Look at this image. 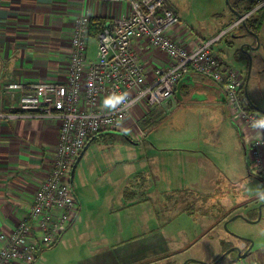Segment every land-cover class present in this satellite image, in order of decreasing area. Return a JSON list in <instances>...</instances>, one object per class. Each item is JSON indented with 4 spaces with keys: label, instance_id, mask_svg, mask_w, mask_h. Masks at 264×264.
<instances>
[{
    "label": "crops",
    "instance_id": "1",
    "mask_svg": "<svg viewBox=\"0 0 264 264\" xmlns=\"http://www.w3.org/2000/svg\"><path fill=\"white\" fill-rule=\"evenodd\" d=\"M250 3L251 0H228V5L221 3L214 8V22L195 26L186 23L172 7L180 23L168 34L185 46L211 37L237 19L232 8L244 11ZM80 12L91 16L88 39H96L102 26L114 18L128 16L130 6L127 2L111 0H0V110H13L18 102L19 90H4L9 82L29 85L66 80L74 19ZM248 18L255 26L257 39L249 33L238 36L245 32L240 22L217 42L224 39L222 52L226 56L219 57L237 73L244 101L248 96L256 105L248 86L252 65L258 67L257 58L264 67V7ZM256 41L257 48L245 47L251 56L250 69L246 72L247 55L238 53L237 46L244 42L253 45ZM131 47L144 67L147 81L153 79L155 68H165L172 62L146 37L133 38ZM180 80L168 107L140 104L133 108L124 124L126 131L120 135L107 133L88 141L74 171L91 154L88 151L94 142L107 146L100 148L101 152L109 151L105 153V164L116 171L112 177L105 173L106 182L99 193L82 178V173V182L75 185L73 193L79 207L57 243L70 244V256L77 257L76 264H146L156 255L179 250L180 246L175 244L181 241L176 236L182 228L176 225L169 228L170 217L163 214L172 210L168 205L172 195H185L181 190L174 193L170 188L228 187L241 183L247 175L264 180V148L261 171L249 164L247 149V143L260 132L246 126L243 133L229 120L222 88L209 77L189 71ZM106 97L101 95L96 107L108 106L110 100L105 102ZM140 116L143 121L157 120L158 124L148 132L129 124L130 119ZM58 128L59 122L53 119H0V249L25 215L39 183L50 172ZM129 130L136 131L137 135H128ZM116 143L123 148L111 147ZM245 196L233 200L227 210L248 201ZM217 214L214 219L204 218L208 222L203 223L202 231H212L219 221ZM160 226L170 234L166 231L165 237L162 236L160 230L156 231ZM153 230L156 232L152 233ZM88 235L95 237L90 239ZM75 247L77 251L73 250ZM248 255L247 251L243 256L231 257L226 264H264V246H259L255 260Z\"/></svg>",
    "mask_w": 264,
    "mask_h": 264
},
{
    "label": "built area",
    "instance_id": "2",
    "mask_svg": "<svg viewBox=\"0 0 264 264\" xmlns=\"http://www.w3.org/2000/svg\"><path fill=\"white\" fill-rule=\"evenodd\" d=\"M111 1L127 2L130 13L101 27L96 35L95 56L91 59L86 54L91 16L86 12L75 16L64 82L4 85V90H19L20 94L15 109L0 110V119H53L59 122V128L50 172L39 183L25 215L0 249V264H28L40 249L58 241L79 207L71 189V174L89 138L98 133L126 131L124 124L133 108L140 104L168 107L176 84L189 71L207 76L220 85L230 119L241 132L244 133L246 126L260 132L247 143V149L249 164L257 170L261 167L264 124L260 121H264V113L241 104L237 73L213 51V44L230 28L264 7V0H255L248 11L213 36L186 46L168 34L180 23L168 0ZM140 37L148 38L172 59L169 66L154 69L151 81L146 80L144 67L132 51L131 40ZM104 94L117 99L110 100L108 106L96 107ZM129 124L135 125V119H130Z\"/></svg>",
    "mask_w": 264,
    "mask_h": 264
},
{
    "label": "rangeland",
    "instance_id": "3",
    "mask_svg": "<svg viewBox=\"0 0 264 264\" xmlns=\"http://www.w3.org/2000/svg\"><path fill=\"white\" fill-rule=\"evenodd\" d=\"M168 1L171 8L173 7L174 10L176 9L177 13L179 12L178 15H180L186 23L193 26L197 24L206 25L214 22V8L221 3H227L226 0ZM223 40L224 39H222L220 43L217 42L213 44V49L220 57L225 58L226 54L222 52L223 47H225ZM253 45H257V41ZM95 46L96 39L90 37L87 42L88 57L94 56ZM237 49H239L238 53L245 51L240 46L239 48L237 46ZM259 53L262 54L261 49L259 50ZM246 54L248 60L246 63L247 72L248 67L250 69L251 56H249L248 53ZM237 62L240 63L239 61ZM255 62H258V67L256 68L254 64L252 65L248 87L250 89V96L256 103V106L261 110H264V67H262L263 64L260 58H257ZM142 117L143 116H140L135 119L136 125L142 131H151L154 124H158L157 120L152 123L151 121H143ZM229 120L231 121L230 117ZM135 132L136 131L134 130H129L131 136H136L137 134H135ZM113 133L121 134V132ZM106 147L107 146H101L96 142L90 144L88 152H91V154L80 161L78 169L73 173L72 191H74V188L76 187L75 185L80 184L82 178H84L89 183V186L94 187L99 193L104 188L103 182H106V174L110 177L114 176L116 170L105 164V153L109 151L101 152L100 150V148ZM111 147L123 148L122 145L117 143L111 145ZM96 164L101 166L100 169L102 171L97 168ZM242 178L241 183L231 184L228 187L183 186L180 188H170L171 191L175 190L174 193L181 190V194L185 195H183L184 197L181 195L177 197L172 195L170 203L168 204L172 207V210H168L166 211V214H163L166 217H170L169 228H172V226L175 225L176 227L180 226L182 228V231H178L179 233L177 234L179 235L176 236V240L181 241V243L175 244L176 246H180V249L156 255L151 260H148L146 264L213 263L218 256L230 247H237L242 250V252H250L248 258H253L255 260L257 258L259 246H264V200L260 199L258 196L260 192H264V180L261 179V182L254 178H250L248 175L245 177L243 176ZM82 189L84 190V187ZM243 194H245V197H248L249 200L245 203L242 202L241 204H237L232 209L227 210L228 206L233 203V200L236 201ZM78 195L80 196V191L78 192ZM175 200H177V202ZM178 200L181 201L179 202ZM216 201H219V203H216ZM221 204L224 205V207ZM259 206L260 208L258 209ZM216 214L219 221L213 226L212 231H208L207 229L202 231L203 223L208 222V220H204V218L214 219ZM141 217L142 215L140 218ZM159 230L164 237L166 231L167 234H170V232H168L169 230L165 227L160 226L156 231ZM141 231L146 233L144 230ZM156 231L153 230L152 233ZM206 231L211 234H207ZM173 233H175V231H173ZM89 237L92 239L95 235H88V238ZM117 237L118 236H116V240ZM185 237H187V239H185ZM121 239L123 238L121 237ZM56 243L40 249L35 258L28 264H76L77 257L70 256L72 251V249H70V244L66 243L61 245V243ZM172 245L173 244H171V247ZM73 250L77 251V247ZM234 256H238L236 248L228 251L218 259L215 264H226L228 260ZM66 259L69 260V263H67Z\"/></svg>",
    "mask_w": 264,
    "mask_h": 264
},
{
    "label": "water",
    "instance_id": "4",
    "mask_svg": "<svg viewBox=\"0 0 264 264\" xmlns=\"http://www.w3.org/2000/svg\"><path fill=\"white\" fill-rule=\"evenodd\" d=\"M226 2L228 3V0H226ZM232 11L235 13V15H236L237 17H239V16L242 15L241 12L235 10L234 8H232ZM247 33L253 35V36L257 39V36H256L255 32H253V31H251V30H249V29H245V32H244L243 34H241V35H238V36H245ZM246 46H248V47L254 49V48H257L258 43H257V45H252V44H249V43H246V42L240 44V47L246 51V52L244 51V53H245V54H246V53L249 54L248 50L245 48ZM242 52H243V51H242ZM246 55H247V54H246ZM249 56H250V54H249ZM249 58H250V57H249ZM181 81H182V80H179L178 82L180 83ZM179 83H178V85H179ZM251 105L254 107L255 110H257V111H259V112H261V113H264V110H261V109H260L258 106H256L254 103H251ZM86 146H87V144H86V145L84 146V148L80 151L79 155H78L77 158H76V161H75V163H74V165H73V168H72L71 178H72V176H73L74 168H75L77 162L79 161V159H80V157H81V155H82V153H83V151H84V149H85ZM259 208H260V206L258 207V209H259ZM248 220H249V219H248ZM233 248H236V249H237L238 256H243V255L246 253V252H241V250H240L239 248H237V247H230L229 249H226V250H225L220 256H218V257L215 259V261H214L213 263H207V264H215V263L218 261V259H220L223 255H225L228 251H230V250L233 249ZM204 264H206V263H204Z\"/></svg>",
    "mask_w": 264,
    "mask_h": 264
},
{
    "label": "trees",
    "instance_id": "5",
    "mask_svg": "<svg viewBox=\"0 0 264 264\" xmlns=\"http://www.w3.org/2000/svg\"><path fill=\"white\" fill-rule=\"evenodd\" d=\"M254 3H255V0H251L250 5H249L244 11H240V12L243 13V12H245V11H248V10L253 6ZM230 4H231V3H230ZM231 6H232V5H231ZM233 7H234V6H233ZM234 8H235V7H234ZM261 9H262V8H261ZM261 9H259V10H257V11H260ZM91 20H92V19H91ZM242 24L244 25V28H245V29H249V30H251V31L254 32V30H255V26H254L253 23H250L249 18H245V20L242 22ZM241 90H242V89H241ZM241 90H240V93H239L241 104L246 105L249 109L255 111L254 107L251 105V103H253V102L248 98V96H247V101H244ZM242 99H243L244 103H243ZM111 133H112V132H111ZM105 134H107V133H98V134H96L92 139H94V138H96V137H99V136H102V135H105ZM92 139L89 138L88 141H90V140H92Z\"/></svg>",
    "mask_w": 264,
    "mask_h": 264
},
{
    "label": "clouds",
    "instance_id": "6",
    "mask_svg": "<svg viewBox=\"0 0 264 264\" xmlns=\"http://www.w3.org/2000/svg\"><path fill=\"white\" fill-rule=\"evenodd\" d=\"M117 99V96H109L105 98V102L111 100V101H115ZM260 123L264 124V121H260ZM259 198L264 200V192H260L259 193Z\"/></svg>",
    "mask_w": 264,
    "mask_h": 264
},
{
    "label": "flooded vegetation",
    "instance_id": "7",
    "mask_svg": "<svg viewBox=\"0 0 264 264\" xmlns=\"http://www.w3.org/2000/svg\"><path fill=\"white\" fill-rule=\"evenodd\" d=\"M241 252H242V250H241Z\"/></svg>",
    "mask_w": 264,
    "mask_h": 264
}]
</instances>
